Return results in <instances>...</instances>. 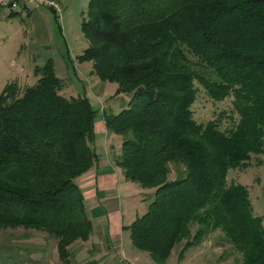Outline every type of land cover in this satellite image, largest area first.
<instances>
[{
  "label": "trees",
  "instance_id": "obj_1",
  "mask_svg": "<svg viewBox=\"0 0 264 264\" xmlns=\"http://www.w3.org/2000/svg\"><path fill=\"white\" fill-rule=\"evenodd\" d=\"M81 30L79 60L117 84L102 107L121 139L116 164L153 189L128 226L132 245L163 264L177 243L220 230L235 264H264L263 220L247 187L227 182L229 169L264 156V0H89ZM34 72L33 84L0 92V226L43 229L64 258L92 230L74 179L98 158L97 112L86 95L61 92L51 58ZM198 86L232 108L197 121Z\"/></svg>",
  "mask_w": 264,
  "mask_h": 264
},
{
  "label": "rangeland",
  "instance_id": "obj_2",
  "mask_svg": "<svg viewBox=\"0 0 264 264\" xmlns=\"http://www.w3.org/2000/svg\"><path fill=\"white\" fill-rule=\"evenodd\" d=\"M88 1L58 0L63 9L61 16L58 17L52 10H48V15L40 17V27L43 30L41 33H31V30L27 29L33 19L26 17L22 8H18L13 17L4 16V12L9 11L0 9V92L8 82L25 86L36 81L35 66L44 63L42 58L31 57L37 50L39 53L49 54L54 74L64 80L61 92L67 96L78 93L86 95L97 112V118L102 116V103H106V99L114 94L117 84L92 73L91 61L79 60V55L87 46V40L81 30V21L86 17ZM188 57L192 61L196 60L191 54H188ZM124 100L126 96L123 95L114 102L115 110L121 108ZM231 108L230 97L221 102L213 101L198 86L197 97L192 106L197 121L206 122L215 118L221 110ZM96 137V152L102 148L103 151L108 150L114 155L120 150L119 139L112 133H109L108 141L104 140V136ZM258 161H261V164H258ZM263 162L264 156H259L252 158L250 166L244 170L229 169L227 182L240 183L247 187L253 212L262 218L264 224ZM77 178L74 179L76 184ZM133 185L137 184L134 182ZM140 189L130 190L128 196L125 195L129 207L128 211L123 210L122 213L125 223L127 216L132 218L134 215H140L147 208L153 189L142 188V193L135 196ZM83 203L85 205L84 197ZM195 228V224L190 225L192 233ZM128 234L124 233L122 237H129ZM81 241L85 240L76 238L67 246V256L60 258L57 252L58 238L47 231L34 226H0V264H68L72 260L71 245L82 244ZM184 242L185 240L177 243L171 249L163 264H235L238 257L220 230L209 233L202 241L185 249L182 248Z\"/></svg>",
  "mask_w": 264,
  "mask_h": 264
},
{
  "label": "crops",
  "instance_id": "obj_3",
  "mask_svg": "<svg viewBox=\"0 0 264 264\" xmlns=\"http://www.w3.org/2000/svg\"><path fill=\"white\" fill-rule=\"evenodd\" d=\"M20 8L23 9L26 17L33 19L27 29L31 30V33H41L43 30L40 27L42 25L40 17L48 15L50 9L29 3L21 5ZM9 14L10 12H4L3 15L10 17ZM31 57L42 58V62L50 58L49 54L45 55L37 50L31 54ZM105 105L106 103L103 102L102 107ZM94 131L95 138L101 135L105 137V141H108L109 133L105 128L103 115L97 118L96 113ZM114 136L119 139L120 145V137ZM96 153L98 155L96 162L76 179L84 197V207L91 222L92 230L89 237L85 241H81L82 244L71 245L73 249L70 251L72 260L68 264H156L149 254L147 255L145 251L132 245L128 226L139 214L132 218L127 216L126 223L122 214L123 210H129L125 195L130 190L141 188L139 192L134 194L137 196L142 193L143 187L137 182H135L137 185H133V181L124 178L122 169L115 161V155L118 156L119 151L113 155L110 151H103L100 148L99 152ZM124 233H129V237H122Z\"/></svg>",
  "mask_w": 264,
  "mask_h": 264
},
{
  "label": "built area",
  "instance_id": "obj_4",
  "mask_svg": "<svg viewBox=\"0 0 264 264\" xmlns=\"http://www.w3.org/2000/svg\"><path fill=\"white\" fill-rule=\"evenodd\" d=\"M32 4L37 7H44L52 10L56 15L61 16L62 7L58 0H0V9L15 11L24 4Z\"/></svg>",
  "mask_w": 264,
  "mask_h": 264
}]
</instances>
